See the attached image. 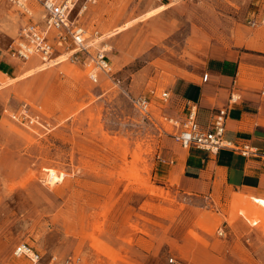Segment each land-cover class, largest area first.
Wrapping results in <instances>:
<instances>
[{
	"label": "rangeland",
	"instance_id": "obj_1",
	"mask_svg": "<svg viewBox=\"0 0 264 264\" xmlns=\"http://www.w3.org/2000/svg\"><path fill=\"white\" fill-rule=\"evenodd\" d=\"M167 1L90 8L86 24L112 46L114 73L94 83L70 61L26 74L43 62L8 49L41 7L0 0V264H33L14 255L20 242L40 252L36 264H264V206L234 203L233 190L184 194L155 176L172 138L169 101L158 95L191 73L183 67L206 64L204 46L227 25L220 1ZM140 95L151 98L150 112L133 101ZM24 106L33 124L12 118ZM46 167L65 179L51 184Z\"/></svg>",
	"mask_w": 264,
	"mask_h": 264
},
{
	"label": "crops",
	"instance_id": "obj_2",
	"mask_svg": "<svg viewBox=\"0 0 264 264\" xmlns=\"http://www.w3.org/2000/svg\"><path fill=\"white\" fill-rule=\"evenodd\" d=\"M217 1L221 2L217 17L227 25L218 29L211 48L204 46L209 55L206 64L183 67L191 73L177 75L168 86L167 113L169 119L181 122L188 104H195L198 123L206 126L215 111L228 108L225 138L264 147V0ZM207 72L209 79L204 81ZM232 93L240 96L234 104L229 103ZM176 132L171 124L172 138L159 155L155 176L161 183L205 198L233 190L239 193L232 196L234 203L238 199L251 209L264 206V168L258 160L230 149L214 154L183 148L173 137Z\"/></svg>",
	"mask_w": 264,
	"mask_h": 264
},
{
	"label": "built area",
	"instance_id": "obj_3",
	"mask_svg": "<svg viewBox=\"0 0 264 264\" xmlns=\"http://www.w3.org/2000/svg\"><path fill=\"white\" fill-rule=\"evenodd\" d=\"M179 0H172V2ZM41 7V14L25 23L9 46L8 53L18 61L26 62L38 57L43 64L56 62L57 64L70 61L81 64L87 69L89 79L99 83L103 74L113 78V65L109 58L112 46L106 43L105 37L97 29L89 28L86 16L90 8L98 0H36ZM25 12L34 17L33 11L27 4L21 3ZM252 25H255L253 23ZM209 79V73L203 75V80ZM156 96V91L151 92ZM159 98L168 101L171 94L163 91ZM240 99L237 93L230 96V104ZM135 104L144 112H150L151 98L140 95L133 97ZM228 108H220L212 115L208 125L202 126L197 120V106L188 104L183 121L170 119L177 128L174 134L176 142L183 148H197L209 153L217 154L222 149H230L240 153L247 159L258 160L264 168V147H257L249 143H238L225 138ZM12 118L19 123L33 124L37 117L28 113L27 106ZM220 234H223L220 231ZM17 257H26L33 264L42 259V255L27 242H20L14 249Z\"/></svg>",
	"mask_w": 264,
	"mask_h": 264
},
{
	"label": "bare ground",
	"instance_id": "obj_4",
	"mask_svg": "<svg viewBox=\"0 0 264 264\" xmlns=\"http://www.w3.org/2000/svg\"><path fill=\"white\" fill-rule=\"evenodd\" d=\"M168 7H166L165 5H161V6H159V7H157L156 9H154V10H152V11H149L147 14H146V16H149V15H151L152 13H155L156 11H159V10H162V9H167ZM131 23L132 22H127V23H125L124 25H122V26H119V27H117L116 29H114L113 30V32L112 33H110L109 35H108V37H112V36H114V35H118L122 30H124V29H127L130 25H131ZM28 62V61H27ZM35 63V62H34ZM57 63L56 62H50L49 64H48V66H46L47 64H42V65H40V66H37V67H33L28 73H26V74H29V75H32V74H35L36 72H39V71H42V70H44V69H46V68H48V67H50V66H53V65H56ZM35 66V65H34ZM25 74V75H26ZM13 80H17V78L16 79H13ZM45 170L47 171V173H48V180H49V182L51 183V184H55V183H57V182H59V181H63L64 179H65V176H66V174L64 173V172H60V173H58V171L57 170H55L54 168H45ZM46 175V174H45Z\"/></svg>",
	"mask_w": 264,
	"mask_h": 264
}]
</instances>
